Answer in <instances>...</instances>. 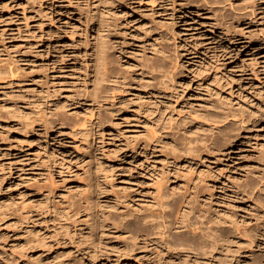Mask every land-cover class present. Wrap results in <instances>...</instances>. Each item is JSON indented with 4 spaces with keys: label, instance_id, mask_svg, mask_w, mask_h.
<instances>
[{
    "label": "rangeland",
    "instance_id": "1",
    "mask_svg": "<svg viewBox=\"0 0 264 264\" xmlns=\"http://www.w3.org/2000/svg\"><path fill=\"white\" fill-rule=\"evenodd\" d=\"M90 15H96L94 25ZM103 15L111 17L116 34L115 68L131 78L124 94L109 96L101 108L89 93L99 82L93 53L105 34ZM123 41L125 48L119 46ZM161 48L167 60L160 62V75L166 77L141 76L138 59ZM143 80L159 84L152 91L141 87ZM106 85L109 90L114 84ZM224 112L246 113V123L238 116L225 121ZM206 119L218 122L214 127ZM200 127L210 143L214 137L225 142L218 156H200ZM216 127L234 130L236 138L229 144ZM187 138L192 144H185ZM191 147L197 157L184 153ZM261 157L264 0H0V264H118L110 250L108 257L87 248L89 198L110 221L102 240L128 239L119 236L123 218L152 234L136 258L120 264H247L254 255L246 244L230 248L238 251L231 260L203 259L187 245L168 250L157 241L162 226H148L154 215L156 222L167 215L174 223L179 210L191 218L200 214L201 173L212 174L210 189L212 177H219L221 188L243 184L252 169L259 181ZM218 187L208 191L214 198L207 193L211 214L219 212ZM258 190L254 195L263 196ZM158 191L169 199V210L159 206ZM250 207L241 202L240 209ZM144 212L153 215L148 223L134 217ZM195 218L199 227L200 215ZM100 225L101 218L97 237ZM173 229L172 243L192 240L187 228ZM262 253L257 248L255 255Z\"/></svg>",
    "mask_w": 264,
    "mask_h": 264
},
{
    "label": "bare ground",
    "instance_id": "2",
    "mask_svg": "<svg viewBox=\"0 0 264 264\" xmlns=\"http://www.w3.org/2000/svg\"><path fill=\"white\" fill-rule=\"evenodd\" d=\"M203 1L205 4H206V2L208 4H210V2L213 3L214 0H203ZM120 5H123V4H120ZM95 18H96V15H90L88 22L91 23L92 25H94ZM112 24L113 23L111 22L110 16H106V15L102 16L101 26H102L103 30L105 31V34L103 35L104 37L101 38L100 43L99 44L97 43L96 48L94 49V53H93V55H97V61L99 60V65L97 67V72H96V75H99V82H98V84H95L93 86V90L89 93V96H90V100L92 102L96 103L93 105L100 106L101 108L103 106L102 103H106L108 101L109 96H111V99H113L114 93L120 92V95L124 94V92L126 91V89L128 87L126 80L127 79L130 80V78H131V74L128 71L116 70V68H115V65L118 61V58H116L117 56L115 57V51L116 50L114 49V47H115V46H113L114 44L112 45V43H113L112 38L114 37L113 35L116 36V34L114 33V27H112ZM153 31L148 32L146 35L152 34ZM226 32L227 33L229 32V30H227V28H226ZM119 43H120L119 46H121L122 48H125L128 45L125 41L119 42ZM166 60L167 59L165 57V52L162 48L160 49V51L158 53H156L152 57H147L146 55H142L141 58L138 59L139 67L142 66L140 75L147 77V75L151 76L152 74L157 73V75L155 74L156 76H153L151 79H153V80L158 79L157 78L158 76L165 78L166 74L160 75L161 73L164 72V70H163V72L161 70V67H163V66L160 62L166 61ZM135 63L137 64V62H135ZM143 68H145V69H143ZM163 69H165V68H163ZM165 72H168V71L165 70ZM119 79H122V81L117 84L116 80H119ZM159 81H160V79H159ZM159 81L157 80L156 83L155 82L152 83V82L143 80L141 82V87L149 88L150 90L154 91V90H156V84H159ZM110 82H113V84H114L110 88V89H112V91L110 89H109L110 90L109 91L107 88L108 86L106 85L107 83H110ZM94 83H95V81H94ZM109 93H110V95H109ZM225 113L226 112H224L222 114L224 117L223 120H225V121L228 120L229 118H235L238 116V115L237 116L233 115L234 113L232 115H228V113H227V115H225ZM244 114L246 115V113H244ZM241 115L239 114V116L237 118H240V120H241L240 122L242 123V126H243L244 125L243 123H246L245 119H246L247 115L245 116V115H243V113H241ZM203 118H205V117H203ZM206 120L207 121L205 123L207 124V122H209L213 119H210L209 121H208V119H206ZM215 120H213V122ZM203 121H205V120L203 119ZM203 121H202V123H203ZM225 121H223V122H225ZM236 121H237V119H236ZM195 122L197 124H199L198 120H196ZM213 122L211 124H213ZM217 122H214V124H213L214 127H215V124H217ZM205 123L203 125H205ZM209 124H210V122H209ZM228 126H229V124H228ZM228 126H227V128H228ZM229 127H231V125ZM202 128L200 127V131L198 130L199 132H197V133H200V150H199L200 156L201 155H205L206 157L218 156V154L221 153L220 151L223 148V146L224 145L226 146L224 140L222 141L224 143H221L219 141V140H221V138L219 140H217L216 137H214L215 135L214 136L210 135L211 137H214L210 143L209 142L210 137L208 138L207 137L208 135L206 136L207 133H205V131H203L204 129H202ZM201 129H202V131H201ZM216 129H219V128L216 127ZM221 130L222 129L220 128L218 136L225 139V141H227V142L232 141L234 136L236 138V135L232 134L233 132L235 133L234 130L228 131L229 128L227 131L225 130V128H224L225 131L224 130L221 131ZM235 130H236V128H235ZM213 131L214 130H212L211 133ZM147 132L149 134V139L153 140L154 136H155L154 135L155 130H153V126H151V129ZM216 132H218V131H215L214 134H216ZM155 134H156V132H155ZM216 136H217V134H216ZM192 142H193L192 138H187V141L185 144L190 145V144H192ZM229 144H230V142H229ZM196 150L197 149H193V147H191L190 149H188V152H184V153L185 154L187 153L186 155H188L189 157L190 156L191 157H194V156L197 157V154H195ZM193 154H195V155L192 156ZM262 158L263 157H261L260 160H262ZM261 162H263V166H264V161L262 160ZM257 168L259 169L261 167L257 166ZM257 168H255V169H257ZM255 172L256 171L253 169L248 171L247 176H245V179H244L245 182L243 184H239L240 181L237 182L238 181L237 180L236 181L237 183H234L235 181H233V183L226 185V187L223 186L222 188H221V184H218V182H217L218 181L217 178H219L218 176H217V178L216 177H212V178L210 177L211 181L213 182V186L210 184L212 186L211 189L213 191H215L216 187L219 186L218 188H219L220 193H221L220 197H219L221 201L215 200V202H217L216 206H217V208H219L218 209L219 212H216L214 214H211V212L213 210H212V207L210 206V203H212V202L209 203L208 198H207V193L211 194V192L210 193L208 192V191H211L210 186H209L210 180L208 181V179H209V176H211L212 174L208 175V174H205V172L201 173L204 176L201 175V181L203 182V184H202L203 186L200 185L202 188L200 187V192L198 191L201 195V197H200V214H198V215H200V218H198L200 220V226L197 224L199 227H197L196 225H195L196 227H194V224L192 223V219H194L195 217H196L195 219H197L198 215L195 216L194 218H191L189 216L190 213L186 214L185 212H181L178 209L179 211L176 212L177 214L175 216H173L172 214L175 211H177V208H173V207H172V210L173 209H176V210L173 213H171L172 212V210H171L167 214L169 215L171 213V215L173 216L171 218L175 217L174 220L175 219L176 220L174 223H172V220H170V219H169L170 221H167V219H168L167 215L165 216L166 218H164L165 220L163 219L164 222L163 221L162 222H156V219H153L155 217V215L153 216L149 212L148 213L147 212L138 213L134 217L136 218L137 221H144V222L148 223V221H149L148 219H150L153 216V218L150 219L151 222H153V223L148 227H151V226L160 227V226H162V230L159 233L160 236L157 239V241H159L163 245H166V248L168 247V250L175 251L176 249L174 247H177V246L178 247L181 246V248L180 247L179 248L183 250L182 246L185 247L187 245V246H190L189 248H191V250L193 249L192 252L194 254H195V251L197 253L199 252L200 257H203V259L204 258L210 259L211 257L216 258V256L219 255L218 260L228 261V260H231V258L234 257V255L236 253H238V251L233 252L232 250H230L231 247L240 246L241 244H246V246L248 248V252H250L251 255H254L253 257L247 256L246 263L247 264H264V195L263 196L261 195L259 197L258 196L256 197L254 195L255 190L257 188H259V190H258L259 193L264 194V188L262 189L259 187V184L262 182V180L264 181V168H263V172H260V173H263V176H261L260 180L258 179L259 181H257V178L255 177V174H256ZM161 181H166V179L161 180ZM162 183H165V182H162ZM159 192L160 191H158V193ZM216 195L217 194L209 195V199L211 197L214 198ZM241 195H242V197H241ZM194 198L199 200V198H196L195 196H194ZM194 198H192V199L194 200ZM168 200L169 199H166V196L163 194V192H162V194H158V204L160 207H162L164 209L169 207L168 206ZM184 200H185V198H184ZM185 201L187 202V200H185ZM242 201L243 202L249 201L253 204V207L249 208L250 211H248L249 210L248 209L247 210L248 212H246L245 211L246 208L240 209ZM180 202H182V201H180ZM88 203L90 205L89 210L87 209L88 212L90 211V214H89L90 215L89 216L90 217V220H89L90 224H89V222H88V224L91 227V229H90L89 233L87 234L86 239L88 240L87 248L91 249V251L95 252V250H98V252H99V250H100L102 252L101 254L104 255V253H105V255H107L108 254L107 252H109L108 250H110L112 252V254H114L112 258L115 259L116 263L120 264L123 262L124 259H129L132 257L136 258L137 254H138L137 248L138 249L141 248V247H139L141 244L146 246L149 242L152 241L151 240V236H152L151 233L146 232L140 228L132 227L133 225L131 224V221H128L126 218H123V220H121V221H123V223L120 221L122 223V225L120 226L121 228L118 229L119 231L121 230L120 231L121 233L119 234V236L124 237L125 234H128V239H130V240L123 239V240H120L114 244H110L108 241L102 240L103 236L105 235L104 229L106 228V226L108 227L110 225V221H109V219L105 218V215L104 216L102 215L103 214L102 210H100L101 215L99 214V210L96 209V204L92 198L88 199ZM169 204L172 205L174 203H169ZM178 204H177V206L180 207ZM184 206H186V205H184ZM242 208H244V207H242ZM167 209L169 210V208H167ZM184 210H182V211H184ZM190 210L189 211L186 210V211L191 212L192 210H195V208L194 209L192 208L191 211ZM216 210L214 209V211H216ZM96 211H98V214L96 213ZM180 212L183 213V215H181ZM192 214H194V213H192ZM163 217H164V215H163ZM100 218H101V225L99 226V228L101 230V237H97L96 233H95V222H97ZM154 222H156V223H154ZM196 223H198V222H196ZM176 224H180V226L176 227ZM158 227H156V228H158ZM182 227H183V229L187 228V230L189 231L188 233L192 234V240H189V239L181 240L180 239L179 240L180 244H178L176 241L174 243H172L173 242V241H171L172 235H170L171 229L177 228L176 230L178 232H180V230H178V229L182 228ZM183 229H181V230H183ZM184 231H185V229H184ZM197 231H199V236H200V237H198V235H197L198 239L200 238L198 241H197V239H195ZM186 233L187 232H185V234ZM189 237H191V236H189ZM236 237L239 238L240 240H243V242H239V243L234 242ZM127 243H129V245H127ZM185 243H189V244H185ZM171 248H174L175 250L171 249ZM257 248L259 251L263 252L261 257H258L255 255ZM143 249H144V247H143ZM220 249H225V251H224L225 254H223V252H221L222 250H220ZM181 252H180V254H181ZM110 254L111 253L109 252L108 257ZM196 256H198V255L196 254ZM60 264H66V263L60 262Z\"/></svg>",
    "mask_w": 264,
    "mask_h": 264
}]
</instances>
